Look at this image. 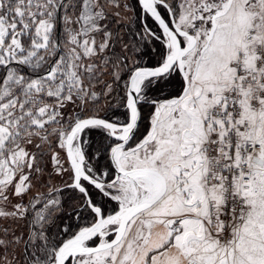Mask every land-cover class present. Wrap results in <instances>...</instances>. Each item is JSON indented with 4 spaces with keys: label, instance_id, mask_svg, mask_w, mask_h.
Instances as JSON below:
<instances>
[{
    "label": "snow or ice",
    "instance_id": "obj_1",
    "mask_svg": "<svg viewBox=\"0 0 264 264\" xmlns=\"http://www.w3.org/2000/svg\"><path fill=\"white\" fill-rule=\"evenodd\" d=\"M136 4L0 0V264H264V0Z\"/></svg>",
    "mask_w": 264,
    "mask_h": 264
},
{
    "label": "trees",
    "instance_id": "obj_2",
    "mask_svg": "<svg viewBox=\"0 0 264 264\" xmlns=\"http://www.w3.org/2000/svg\"><path fill=\"white\" fill-rule=\"evenodd\" d=\"M133 9V15L131 16V20L132 22L129 24L124 23V21L119 20V23H116V20L118 18L114 17L111 21H110V27H112L113 29H119L121 36L123 37V39L127 42H131L133 44V46H136V42L139 41V37H140V33L143 31L142 29V25H147L150 26L153 30L159 31L158 28L156 27V25L150 20V18L145 19V15L141 14L140 9L138 8L137 10ZM159 43V42H158ZM157 43V41L153 42H148L145 43H140L139 41V47L142 50V59L140 57H138V59H141V62L143 63V61H145L146 65H155L157 62H155L153 64L154 58H155V54L154 52H157L159 50V44ZM156 50V51H155ZM158 56V55H157ZM153 60V61H152ZM123 110L121 109L120 112H118L117 114L119 115ZM93 138L96 140H99L100 137L98 134H92ZM98 164H105L106 161L104 159H100L99 161H95ZM55 188L58 189H62V191H56L53 192L52 195L55 196L56 198H58L61 201V206L64 209H68L69 211L71 210V207L74 206V204L77 202L78 198H79V194L78 192L72 190V189H68V188H64L63 184H58L56 186H54ZM48 191H46L45 194H47ZM93 196L95 197V199H97L100 202H104V198L99 195L95 190H93ZM88 219H90V217L87 216V214L85 215V221H81V222H86Z\"/></svg>",
    "mask_w": 264,
    "mask_h": 264
},
{
    "label": "rangeland",
    "instance_id": "obj_3",
    "mask_svg": "<svg viewBox=\"0 0 264 264\" xmlns=\"http://www.w3.org/2000/svg\"><path fill=\"white\" fill-rule=\"evenodd\" d=\"M128 3H129V5H130V10H123V11H121V13H120V17H118V19L119 20H122V21H124V23H126V24H129V25H131L130 23L132 22V18H131V16L133 15V9H132V7L134 8V10H137L139 7L137 6V4H136V0H128ZM140 9V8H139ZM139 41H140V43H143V42H145V43H147V41L148 42H153V40H140V37H139ZM158 43V42H157ZM159 44V43H158ZM162 49H161V46H160V44H159V50L157 51V52H154V54H155V58H154V61H153V64L155 63V62H157L158 61V59H159V52L161 51ZM156 51V50H155ZM141 52H142V50H141ZM143 55V54H142ZM158 55V56H157ZM146 61V60H145ZM145 61H143V64H145ZM149 66V65H148ZM151 66V65H150ZM145 115L147 116V114H148V112H149V109L148 108H145ZM147 121H145V123H146ZM90 136H93L92 134H90ZM94 137V136H93ZM47 159V158H46ZM93 163H95L96 164V166L98 167V168H101V169H103V167H104V163L103 164H98V163H96L95 161H93ZM52 168H53V165L51 164V163H49L48 164V171H52ZM66 179V178H65ZM50 184L52 185V186H56V185H58V184H63V181L59 178V177H54L51 181H50ZM37 191H39V192H43V193H46V191H48V187L47 186H41V185H37V187L36 188H34L33 189V192H37ZM15 201H13V203H14ZM76 204V203H75ZM74 204V205H75ZM106 207L107 206H109L108 204H106L105 205ZM9 207H11V205H9ZM4 223H7V222H5V221H0V224H4Z\"/></svg>",
    "mask_w": 264,
    "mask_h": 264
},
{
    "label": "water",
    "instance_id": "obj_4",
    "mask_svg": "<svg viewBox=\"0 0 264 264\" xmlns=\"http://www.w3.org/2000/svg\"><path fill=\"white\" fill-rule=\"evenodd\" d=\"M140 8V7H139ZM141 14L145 15L144 12L142 11V9L140 8ZM150 20L154 23V21L150 18ZM155 24V23H154ZM156 25V24H155ZM156 27L158 28V26L156 25ZM159 30V29H158Z\"/></svg>",
    "mask_w": 264,
    "mask_h": 264
}]
</instances>
